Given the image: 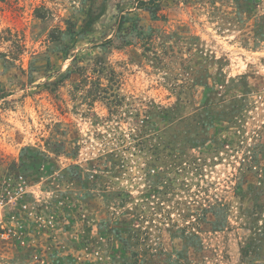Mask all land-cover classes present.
Instances as JSON below:
<instances>
[{
	"label": "rangeland",
	"instance_id": "374dc122",
	"mask_svg": "<svg viewBox=\"0 0 264 264\" xmlns=\"http://www.w3.org/2000/svg\"><path fill=\"white\" fill-rule=\"evenodd\" d=\"M0 264H264V0H0Z\"/></svg>",
	"mask_w": 264,
	"mask_h": 264
},
{
	"label": "trees",
	"instance_id": "16d2710c",
	"mask_svg": "<svg viewBox=\"0 0 264 264\" xmlns=\"http://www.w3.org/2000/svg\"><path fill=\"white\" fill-rule=\"evenodd\" d=\"M147 10L150 11L153 16L156 14V10H153L150 7H148Z\"/></svg>",
	"mask_w": 264,
	"mask_h": 264
}]
</instances>
